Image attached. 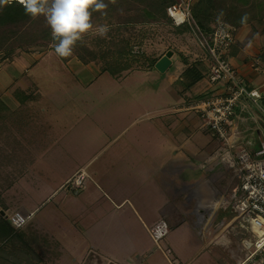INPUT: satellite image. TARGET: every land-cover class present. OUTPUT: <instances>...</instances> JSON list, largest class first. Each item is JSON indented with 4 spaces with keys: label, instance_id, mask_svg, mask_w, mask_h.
<instances>
[{
    "label": "rangeland",
    "instance_id": "374dc122",
    "mask_svg": "<svg viewBox=\"0 0 264 264\" xmlns=\"http://www.w3.org/2000/svg\"><path fill=\"white\" fill-rule=\"evenodd\" d=\"M104 3L111 7L93 11L98 12L91 17L93 29L68 57L56 54L44 15L0 27V99L11 110L0 120V208L6 216L35 198L30 204L35 210L23 213L30 216L22 228L30 224L24 232L31 233L40 264H81L79 258L73 262L70 252L84 248V190L96 195L98 187L104 189L96 176L98 164L130 137H153L147 135L156 119L152 107L159 101L174 103L161 88L162 74L154 71L153 61L168 51L182 56L198 41L192 0H175L165 8L167 18L154 19L142 9L156 6L150 0ZM172 5L181 8L187 26L167 14ZM219 22L226 21L211 26ZM247 25V36L263 41L261 31ZM102 28L107 29L104 35ZM125 64L127 69L118 71ZM19 90L28 94L23 102L14 94ZM155 92L163 93L160 100ZM79 173L84 177L78 185ZM237 238L231 236L232 247ZM18 254L20 264H32L22 250Z\"/></svg>",
    "mask_w": 264,
    "mask_h": 264
},
{
    "label": "crops",
    "instance_id": "0c3cea01",
    "mask_svg": "<svg viewBox=\"0 0 264 264\" xmlns=\"http://www.w3.org/2000/svg\"><path fill=\"white\" fill-rule=\"evenodd\" d=\"M142 9L147 11L148 7ZM247 26L242 24L237 28L226 57L238 77L252 89L259 88L264 80V62L258 58L264 49V37L263 41L248 37ZM190 47L182 56L172 53L163 71L154 64V71L162 74L161 88L172 96L174 103L165 105L159 101L160 105L152 107L156 119L150 122L147 135L153 137H130L109 159L98 164L96 176L103 181L104 189L98 187L96 195L87 188L84 190L88 199L84 200V248L82 244L80 249L71 250V257L76 258L73 262L79 258L81 264L233 263L226 248L228 239L208 240L196 232L198 221L213 222L212 213L215 219L227 218V212L217 208L223 196L238 188V181L216 158L218 143L210 130L202 125L195 112L181 107L221 90L208 79L205 50L198 42ZM192 64L201 79L184 90L181 73ZM162 94L155 92L156 97ZM253 110L251 104L241 113L237 108L235 112L239 115L233 116L232 124L240 141L252 153L260 155L264 153V121L254 122L250 117ZM105 172L107 177L103 176ZM33 202L34 197L28 205L23 202L17 209L31 212L35 210L30 206ZM159 218H164L169 226L162 243L171 250L173 263L163 250L154 248L146 232ZM27 227L30 224L20 230L27 231ZM3 233L1 226L0 264H20L10 252L14 248L21 250V240L9 241Z\"/></svg>",
    "mask_w": 264,
    "mask_h": 264
},
{
    "label": "built area",
    "instance_id": "2783aa9c",
    "mask_svg": "<svg viewBox=\"0 0 264 264\" xmlns=\"http://www.w3.org/2000/svg\"><path fill=\"white\" fill-rule=\"evenodd\" d=\"M166 11L176 24L185 22L181 8L176 5L167 7ZM233 30L224 22H219L207 36L198 27L196 30L199 34L197 42L207 53L209 80L221 90L192 102L187 108L194 111L202 125L210 130L218 143L216 158L238 181V188L223 196L217 208L226 211L227 218L215 219L212 213L213 222L198 221L196 232L208 240L228 239L226 248L234 264H264V153H252L240 141L241 137L233 130L232 124L233 116L246 111L250 104L255 107L251 119L264 121V80L259 88L248 89L227 60V52L234 42ZM237 108L238 114L235 112ZM83 177V173H79L74 179L75 184H81ZM6 216L14 228H21L30 215L14 210ZM147 232L154 248L162 249L173 263L169 257L171 250L161 246L169 232L167 222L158 219L147 228ZM232 235L238 237L234 247L230 245Z\"/></svg>",
    "mask_w": 264,
    "mask_h": 264
},
{
    "label": "trees",
    "instance_id": "16d2710c",
    "mask_svg": "<svg viewBox=\"0 0 264 264\" xmlns=\"http://www.w3.org/2000/svg\"><path fill=\"white\" fill-rule=\"evenodd\" d=\"M174 1L175 0H150V2H153V4L156 6H152L150 4L151 6L147 9L146 12H149V16L153 19L158 18V16L166 17L165 8L166 6L172 4ZM110 7H107V9H109ZM107 11L111 12V9ZM97 14L98 12H92V16L94 17H97ZM191 14L198 29L205 36L211 34V32L213 31L215 26L212 27L211 25L213 23L215 24L218 19H222L226 21L227 24L229 23V25L233 27L234 40L235 31L242 24L251 25V31H261V35H263L264 37V0H196L191 5ZM30 17H32V15L26 11L25 5L17 2L16 0L5 1L2 7H0V27L8 24L24 22L27 21ZM184 23L182 26H187V24ZM259 27H261V29H258ZM47 38L51 40L54 48V44L58 41H55L49 32L47 33ZM233 44L234 42L231 43L230 48ZM77 58L80 61L84 60V56H82L81 52H78ZM258 58L259 60L264 62V49L260 52ZM157 60L158 58L153 61L152 68H154V64ZM127 65L129 64L119 66L118 71L127 69ZM110 74L115 75L116 72ZM181 77V85L183 86L184 90L189 89L198 80L201 79V75L194 67V64L187 66L182 71ZM22 92L25 91L23 90ZM14 94L17 95L15 96L17 97L19 102H23V100H25V97L28 95L27 93H21V90H19L18 92L15 91ZM10 111L11 110L8 105L2 99H0V120L5 119ZM4 217L5 215L3 214V212H0V219L2 224L0 225V228L2 226V230H4L3 237H5L7 234V237L5 238H7L9 241L21 240V244L23 245L21 250L23 251V253H25V256L30 260L32 264H40L39 258H37V255L34 254V249L32 248L29 241L31 233L26 235L25 232L20 230V228H14L9 220L7 218V220H5ZM5 225L7 228V233H5ZM10 256L14 261L17 260V256H19V254L15 248L11 250ZM11 264L13 263L11 262Z\"/></svg>",
    "mask_w": 264,
    "mask_h": 264
},
{
    "label": "clouds",
    "instance_id": "9594fccd",
    "mask_svg": "<svg viewBox=\"0 0 264 264\" xmlns=\"http://www.w3.org/2000/svg\"><path fill=\"white\" fill-rule=\"evenodd\" d=\"M33 17L44 15L55 41L54 49L61 57L71 56L83 36L93 29V11L106 9L104 0H20ZM107 29H100L104 35Z\"/></svg>",
    "mask_w": 264,
    "mask_h": 264
},
{
    "label": "water",
    "instance_id": "95a60500",
    "mask_svg": "<svg viewBox=\"0 0 264 264\" xmlns=\"http://www.w3.org/2000/svg\"><path fill=\"white\" fill-rule=\"evenodd\" d=\"M172 53L170 51L166 52L156 63H155V67L160 70L163 71L165 69V67L169 64V57Z\"/></svg>",
    "mask_w": 264,
    "mask_h": 264
},
{
    "label": "bare ground",
    "instance_id": "6f19581e",
    "mask_svg": "<svg viewBox=\"0 0 264 264\" xmlns=\"http://www.w3.org/2000/svg\"><path fill=\"white\" fill-rule=\"evenodd\" d=\"M20 1V0H19Z\"/></svg>",
    "mask_w": 264,
    "mask_h": 264
}]
</instances>
